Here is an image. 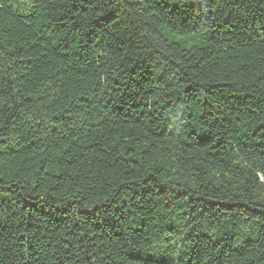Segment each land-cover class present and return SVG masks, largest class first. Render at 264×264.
<instances>
[{
    "label": "trees",
    "instance_id": "16d2710c",
    "mask_svg": "<svg viewBox=\"0 0 264 264\" xmlns=\"http://www.w3.org/2000/svg\"><path fill=\"white\" fill-rule=\"evenodd\" d=\"M0 264H264V0H0Z\"/></svg>",
    "mask_w": 264,
    "mask_h": 264
}]
</instances>
